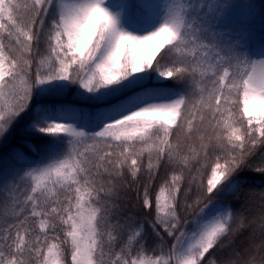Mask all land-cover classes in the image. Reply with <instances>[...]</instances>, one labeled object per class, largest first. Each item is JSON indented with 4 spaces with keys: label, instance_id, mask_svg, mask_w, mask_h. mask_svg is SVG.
Returning <instances> with one entry per match:
<instances>
[{
    "label": "snow or ice",
    "instance_id": "obj_1",
    "mask_svg": "<svg viewBox=\"0 0 264 264\" xmlns=\"http://www.w3.org/2000/svg\"><path fill=\"white\" fill-rule=\"evenodd\" d=\"M229 7L0 0V264H264V41Z\"/></svg>",
    "mask_w": 264,
    "mask_h": 264
},
{
    "label": "trees",
    "instance_id": "obj_2",
    "mask_svg": "<svg viewBox=\"0 0 264 264\" xmlns=\"http://www.w3.org/2000/svg\"><path fill=\"white\" fill-rule=\"evenodd\" d=\"M136 2V0H129ZM231 7L233 16L237 18V22H225L226 30L235 29L244 32L250 38L253 45L259 46L261 41H264V0H224ZM251 5L252 7H249ZM67 99L71 100L72 97ZM32 143L36 144L37 148L41 146V141L33 139ZM16 146L22 145L14 142ZM10 166V161L7 156L0 158V169H6Z\"/></svg>",
    "mask_w": 264,
    "mask_h": 264
},
{
    "label": "rangeland",
    "instance_id": "obj_3",
    "mask_svg": "<svg viewBox=\"0 0 264 264\" xmlns=\"http://www.w3.org/2000/svg\"><path fill=\"white\" fill-rule=\"evenodd\" d=\"M226 12H227V16H226L225 22H227V23L233 22L235 24L237 22V18H236V16L235 17L233 16L231 9L230 8L227 9Z\"/></svg>",
    "mask_w": 264,
    "mask_h": 264
}]
</instances>
